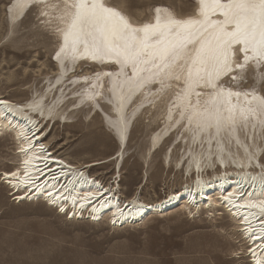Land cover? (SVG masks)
Here are the masks:
<instances>
[{"label": "rangeland", "instance_id": "1", "mask_svg": "<svg viewBox=\"0 0 264 264\" xmlns=\"http://www.w3.org/2000/svg\"><path fill=\"white\" fill-rule=\"evenodd\" d=\"M11 1L0 0V92L24 101L46 90L56 79V68L50 60L56 38L42 29L34 12L29 20L10 31L4 9ZM160 2L171 4L182 13L192 11L194 3L130 0L129 10L140 18L149 17L154 5ZM85 61L80 59L78 63ZM91 64H81L79 73L96 72L102 67L99 62ZM255 77L250 76L242 85H255ZM261 88L264 92V81ZM98 111V114L88 110L74 113L67 124H45L50 126L45 136L48 148L83 163L114 155L119 149L117 134L110 128L106 114L99 108ZM160 119L144 113L140 122L128 131L129 142L120 173L125 196L134 193L145 173L148 182L142 196L149 202L165 197L190 179L186 165L183 166L185 158L179 163L176 160L185 148L177 147L175 140L174 144L164 143L146 161L151 135L162 128ZM15 147L10 138L0 139V171L18 163L13 153ZM169 147L170 150L177 147L171 165L164 162ZM114 167L112 161L91 171L101 174L104 183H113L118 176ZM191 217L184 212L155 215L145 224L141 221L136 227L116 229L107 221L92 224L86 218L66 219L42 201H16L0 180V264H250L245 244L230 222L222 229L221 218Z\"/></svg>", "mask_w": 264, "mask_h": 264}, {"label": "snow or ice", "instance_id": "2", "mask_svg": "<svg viewBox=\"0 0 264 264\" xmlns=\"http://www.w3.org/2000/svg\"><path fill=\"white\" fill-rule=\"evenodd\" d=\"M129 3L130 0H60L58 4L51 0H17V6L22 8L38 5L60 14L56 28L63 43L59 45L55 59L61 64L70 60L74 65L79 59H89L120 65L119 73H103L95 77L97 82L101 75L112 81L107 94L101 91L102 84L85 77V86L92 92L82 95L93 107L99 108L98 97L113 106L117 116L110 121V126L121 144L128 135L127 105L136 92L154 82L161 84L160 92L172 86L166 84L167 81L179 85L175 107L181 109L180 119L194 126L198 133H207L210 137L213 134L216 137L221 133L234 134L237 126L250 117L256 118L264 127V95H257L255 91H233L234 84L238 85L253 75L264 81V0H194L189 17L180 19L165 8L156 7L152 20L147 23L136 20L129 10ZM217 13L223 19H214ZM41 15L47 17L49 13L42 11ZM60 22L65 27L60 28ZM121 76L123 80L119 79ZM25 107L42 112L43 100L34 99ZM0 108L3 109L0 121L4 127L11 123L9 115L14 112L22 114L23 111L8 99H0ZM168 118L172 119L171 108ZM18 134L24 145L20 151L28 157L35 134L29 136L23 129ZM38 147L43 150L44 145ZM32 151L33 157L24 159V165L32 163L37 149L32 148ZM220 162H225L222 153ZM211 163L209 160V165ZM38 179L28 178L27 168L23 177L17 171L0 173V180L14 187L15 181L27 186L35 184ZM46 194L54 195L51 190ZM95 196L89 191L83 200ZM58 199L56 196L52 203H57ZM222 199L234 206L240 223L247 225L241 233L246 242H250L245 251L251 254L255 264H264V192L256 194L251 186L245 189L238 182ZM72 204L75 207V197ZM79 206L83 208L84 203ZM59 210L65 211L63 207ZM257 249H260L259 254Z\"/></svg>", "mask_w": 264, "mask_h": 264}, {"label": "bare ground", "instance_id": "3", "mask_svg": "<svg viewBox=\"0 0 264 264\" xmlns=\"http://www.w3.org/2000/svg\"><path fill=\"white\" fill-rule=\"evenodd\" d=\"M51 2L58 4L60 0H51ZM156 7L165 8L177 19L188 18L191 13V11L178 12L171 4L164 2L155 4L149 17L140 18L137 14L132 13L138 22L147 23L152 20L154 8ZM42 11L48 12L49 15L47 17L42 16ZM33 12L35 17H38L41 21L42 29L48 33L51 32L56 38L55 48L50 57L56 68V79L53 80L46 90L39 93L36 91L37 94L24 101L0 92V99H8L10 103L23 110L22 114L14 112L9 115L8 119L11 123L7 127H4L3 122L0 121V133H2L0 139L10 138L13 140L16 145L13 153L18 158V163L12 167L2 169L0 173L17 171L23 177L24 170L27 168L28 178L36 179V177H39L35 184L27 186L15 181V187L1 180L3 186L7 187L12 192V195H15V200H24L26 197L29 199L45 197L44 199L52 203V200L58 196L57 203L52 204L64 209L69 206L65 214L66 219H69L68 213L72 212L74 218H77V216L86 218L92 224L107 221L109 226L116 229L123 226L124 228L136 227L141 221H143L141 224H145L155 215L164 216L174 212H184L188 217L221 218V228L225 229L226 223L230 222L233 230L239 234L243 245L245 244L246 249L247 243L250 242H246V238L241 233L247 225L240 223L239 213H236V209L232 204L224 202L222 197L227 190H230L238 182L243 184L245 189H249V186H251V189L256 194L264 192V183H262L264 181V127L260 125L259 121L250 117L247 122L237 126L234 134L221 133L219 137H216L215 134L210 137L207 133L196 132L194 126H189L186 120L180 119L179 113L181 109L175 107L178 103L176 92L179 91V85L176 82L167 81L166 84L172 86L165 87L163 92L159 91L161 89L160 83L145 85L143 89L132 96L131 103L125 109V114L129 118L128 131L135 123L140 122L144 113L151 114L153 119L160 117L161 121L159 122L162 128H158L151 135V144L147 151L146 161L149 156L158 152V149L164 143L171 141V144H174L172 141L175 140L177 147L185 148L181 158L176 160L179 163L185 158L183 166L186 165L185 171H189L190 179L187 178L185 184H182L177 190L170 191L165 197L149 202L142 196L143 189L148 182V174L145 173L134 193L129 197L125 196L120 184V173L125 161V151L129 142L128 135L122 144L119 141V149L114 155L106 159L93 160L86 163L72 161L57 154V151H52L50 147L48 148V142L45 141V138L39 139L40 132L44 128L49 127L46 125L51 122H53V126L58 122L67 124L74 113L84 110L98 114V108L93 107L91 102L85 101L82 95L92 92L91 88L85 86L84 78L88 77L93 83L102 84L101 91L107 94V91L112 87V81L108 76L101 75L100 80L97 82L95 77L97 74L119 73L121 71L120 65L107 60L103 62L97 61L102 67H99L96 72L79 73L81 64L92 63L89 59L79 63L77 60L74 65L70 60L65 62V64H61L60 61L55 59V53L59 50V45L63 43L59 29L56 28L57 17L60 14L54 9L43 8L42 6L22 8L17 6V0H12L8 7L4 9L6 21L10 24V31H14L18 25L29 20ZM213 18L223 19L218 13ZM63 27L65 25L60 22V28ZM109 65L116 66L110 67ZM125 72H128V69H125ZM119 79L123 80L124 77L121 76ZM255 79V85L243 86L244 80L238 85L234 84L233 91L241 93L255 91L257 95H264L261 88L263 81L257 77ZM124 90L127 91V85L124 86ZM34 99L43 100L44 109L42 112H33L25 107L26 103H31ZM97 100L99 109L106 114L109 123L111 120L116 119L117 113L113 110V106L108 104L104 98L98 97ZM170 108L172 109L171 120L168 118V110ZM0 111H3V109L0 108ZM177 120H179V123H175ZM20 129L28 132L29 136H32L33 133L35 134V138L32 140V148L37 149V151L32 163L29 165H24L23 160L33 157L34 154L32 148L28 149V157L20 151V148L24 146L18 134ZM117 137L119 140L118 135ZM40 144L44 145L43 150L39 149L38 146ZM177 147L171 148V150L170 147L167 149L164 154V162H168L171 165ZM221 153L225 160L224 163L220 162ZM118 156L119 159H117ZM209 160L212 161L211 165H209ZM112 161L115 164L114 174L118 172V176H115V183L106 184L101 174L92 173L91 170ZM41 170H43L42 173ZM53 177L56 179L54 180ZM37 185L39 186L38 188ZM48 190L53 192L54 195L52 197L46 194ZM89 191L95 193L96 196L95 198L89 197L87 201H84L83 197ZM65 197H68V199H65ZM73 197L76 198L75 207L72 204ZM22 200L20 202H28ZM41 201L40 199L38 200V202ZM82 202L84 203L83 208L79 206ZM123 202H128V204ZM42 203L48 208L54 209L46 202L42 201ZM94 208L96 209L95 211H93ZM54 210L58 214H62V211ZM79 217L77 219H80ZM113 221L116 222L113 223ZM253 225H256L255 220H253ZM244 252L245 256L248 257L247 262L255 264L251 254ZM259 252L260 249H257L258 254Z\"/></svg>", "mask_w": 264, "mask_h": 264}]
</instances>
